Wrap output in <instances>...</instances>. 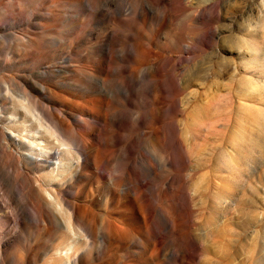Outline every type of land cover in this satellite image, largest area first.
Returning <instances> with one entry per match:
<instances>
[{"label": "rangeland", "instance_id": "1", "mask_svg": "<svg viewBox=\"0 0 264 264\" xmlns=\"http://www.w3.org/2000/svg\"><path fill=\"white\" fill-rule=\"evenodd\" d=\"M25 9L35 13L31 22L44 16L47 23L31 29ZM0 35V45L5 52L12 50L15 60L1 70L6 78L28 66L18 60L27 58L23 47L32 37L35 95L65 115L74 108L89 109L91 98L98 100L93 142L74 124L67 136L84 152L94 150L103 157L119 181L112 188L107 175L92 178L83 164L86 175L73 183L78 172L72 166L68 176L73 187L66 182L64 198L82 204L93 227L84 237H74V228L66 222L64 230L60 214L51 208L52 224L43 229L29 219L20 236L2 248L14 257L8 264H48L64 237L66 264H205L207 257L216 259L222 244L205 242L202 233L204 249L213 250L205 255L189 247L186 234H194L202 220L213 219H224L232 229L242 223L240 252L246 264L258 255L264 260V0H0ZM43 87L49 89V99L40 95ZM2 101L10 106V98ZM168 135L180 139L187 162H161L177 148L174 141L172 149L165 144ZM4 154L0 147V167L15 171L17 160L6 163ZM223 154L232 163L242 160L243 216L229 199L218 204L235 181L219 166ZM52 157L56 160L57 153ZM71 159L66 153L70 165ZM43 171L20 179L16 191L21 203L31 198ZM142 178L145 187L138 184ZM0 201H5L1 190ZM127 201L139 214L137 206H144V231L122 240L104 239L102 223L110 224V217L124 226L133 212L124 205ZM226 203L231 207L225 213L221 206ZM4 210L10 219L0 234L3 239L14 226L12 213ZM75 222L71 226L77 228ZM158 223L165 224L162 231ZM230 238L224 242L231 243Z\"/></svg>", "mask_w": 264, "mask_h": 264}, {"label": "bare ground", "instance_id": "2", "mask_svg": "<svg viewBox=\"0 0 264 264\" xmlns=\"http://www.w3.org/2000/svg\"><path fill=\"white\" fill-rule=\"evenodd\" d=\"M25 11L27 14L26 22L29 23L28 26L31 29L43 27L47 23L46 17L44 16H42L41 20L37 21V23L31 22L30 19H33L35 13L32 9H25ZM13 22L23 25L21 19L14 18ZM26 32L30 34L33 33L30 32V30H26ZM11 35L15 40L19 39L17 35ZM1 37L0 35V38ZM35 44L36 39L32 37L27 38V43L23 47V49L27 48V58L22 59L20 56L18 61L22 62L23 60L29 64L27 67H21L17 70V74L19 75L14 78H6L5 75L1 73L4 67L9 66L11 63H15V60L11 57L12 50L10 52H5L0 45V93L4 90L3 97L10 98V106L8 107H6L2 101L3 97L0 99V147L5 153L4 159L6 163L11 159L14 162L17 160L15 162V171L5 172L0 167V190L5 198V201L2 202V204L0 203V211H2V214H0V234L7 222V217H9V215H6L7 212H5V210L3 211V206L4 209L7 207L8 211L12 213V215H10L12 216L14 224L11 228L10 235L5 239L2 237L0 238V264L14 262V257L2 253V248L6 246L10 240L11 243L18 237L20 227L24 224L27 225L25 221L29 219L30 221H36L43 229L53 223L54 214L51 212V208L60 214V226L63 227L64 230L67 229L66 222L71 228H74V237L81 238L85 232L90 231V227H93L94 224L93 221L85 215V212H82L81 209L83 205L74 199V201H66V197L64 198V193H66V182L70 181L68 184L69 188L73 187V183H76L82 175H86L81 173L83 164L88 165L89 173H87L90 177L94 175L101 176L99 174L103 173L109 178L112 188L119 185V181L117 180L118 176L113 174V171L110 172V170L105 168L103 157L94 152V150H89L87 153L84 152V148L80 144L76 145L77 141L74 137L69 138L67 136L68 131L71 130V126L74 124L81 129L80 131L82 134L88 135L93 142L95 139L94 129L98 120L93 109H95L98 100L91 98L86 101L89 105V109L78 107L65 115L60 109L56 111L54 106H51V102L48 100L43 102L40 96L34 94L37 93L36 82L34 80ZM21 71H24L26 74H21ZM14 88H17L18 91H15ZM43 90H45L44 93L40 95H44L49 99L51 95L49 89L43 87ZM50 121L51 124L49 126L48 122ZM82 134L78 133V136L83 142L88 144L86 139L82 137ZM66 137H68L67 141L63 140ZM174 137L177 140H173ZM165 138L164 136L163 140ZM168 138L169 140H166L165 144L171 148L174 141L177 148H171L172 152L170 155L161 159V162L166 166H174L175 163L181 164L187 162L188 159L184 154V147L180 139L175 135L173 138L168 135ZM61 146H65V149L57 151ZM54 153L58 155L56 160H53L52 157ZM66 153L71 156V160L75 159V161H72L71 165L66 161ZM233 163L231 159L225 158V154L222 155L219 166L224 169L227 174H230L231 177L233 176L235 181H231V185L233 184L234 187L230 186V190L225 195L220 196L218 204L221 203L222 199H229L234 205L235 211L240 216H243L244 201L243 196H241L243 181V173L241 171L242 160L239 158L237 161H233ZM72 166H75V172H78V177H74L75 181L73 183H71L73 180L72 175L68 176V171L72 169ZM41 170L46 171L39 173L42 181L40 177L37 176V187H32L34 191L32 192L31 198L26 201L28 208L25 212L23 209L25 202L24 204L20 202L16 189H19L20 179L26 175V173L38 172ZM145 170L147 172L154 171L152 167H147ZM90 177H88V179H90ZM145 181L146 178H142L141 182L138 184L141 187H145ZM131 192L134 195L136 194L135 189H131ZM124 205L129 211L133 212H129L126 215L124 226L117 225L115 219H110V217V224H108V222L102 223L99 227V232L104 239L109 240L111 237H116L122 240L125 237H130L132 234L144 231L145 222L147 223V217L142 213V208H144V206H137L141 212V214H139L137 211H134L135 208L132 202L127 201ZM230 207L231 205L226 203L221 206V211L226 213ZM213 213L214 211H211L209 216L212 217ZM218 215H220V213ZM162 219L164 223H166V218L162 217ZM71 221L78 222V227L75 228L71 226ZM164 226L165 224L158 223L157 228L159 231H162L165 228ZM242 230V223H238L235 229H232L224 219L218 220L216 223L215 219L211 221L202 220L195 233L192 234L188 232L186 237L190 248L196 250L201 249L205 252V255L211 253L213 250L211 247L206 248V250L204 249V247L207 246H203L204 241L200 240L202 238V233H206L205 242L211 240L212 243L222 244V248L220 249L221 252L218 250V252L215 253L216 259L207 257L205 264H246V260L242 257L240 252L243 243ZM225 236H230L231 238L233 236L231 242L234 244L233 248L230 242H224ZM64 238L62 242L55 246L53 255L47 261L48 264H66V237ZM67 249H71V245H68ZM251 264H264V260L258 255L251 261Z\"/></svg>", "mask_w": 264, "mask_h": 264}]
</instances>
